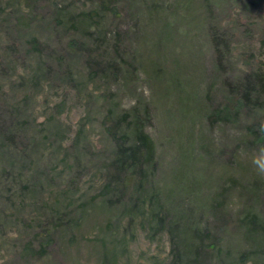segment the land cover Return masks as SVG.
<instances>
[{
  "label": "rangeland",
  "instance_id": "rangeland-1",
  "mask_svg": "<svg viewBox=\"0 0 264 264\" xmlns=\"http://www.w3.org/2000/svg\"><path fill=\"white\" fill-rule=\"evenodd\" d=\"M262 148L264 0H0V264H264Z\"/></svg>",
  "mask_w": 264,
  "mask_h": 264
},
{
  "label": "trees",
  "instance_id": "trees-1",
  "mask_svg": "<svg viewBox=\"0 0 264 264\" xmlns=\"http://www.w3.org/2000/svg\"><path fill=\"white\" fill-rule=\"evenodd\" d=\"M261 78V76H259ZM135 144L136 149L142 150V154L145 156H149L151 153V143L148 139L147 135L144 134L140 129L139 131L135 132Z\"/></svg>",
  "mask_w": 264,
  "mask_h": 264
},
{
  "label": "clouds",
  "instance_id": "clouds-1",
  "mask_svg": "<svg viewBox=\"0 0 264 264\" xmlns=\"http://www.w3.org/2000/svg\"><path fill=\"white\" fill-rule=\"evenodd\" d=\"M261 153L264 154V148L261 149ZM261 169L264 170V165H261Z\"/></svg>",
  "mask_w": 264,
  "mask_h": 264
}]
</instances>
